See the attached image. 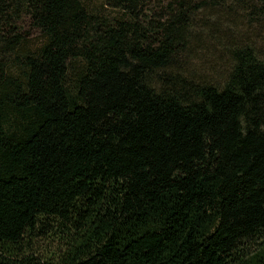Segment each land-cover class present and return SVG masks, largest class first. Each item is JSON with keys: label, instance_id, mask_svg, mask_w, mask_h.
<instances>
[{"label": "trees", "instance_id": "obj_1", "mask_svg": "<svg viewBox=\"0 0 264 264\" xmlns=\"http://www.w3.org/2000/svg\"><path fill=\"white\" fill-rule=\"evenodd\" d=\"M148 1L0 0V264H264V0Z\"/></svg>", "mask_w": 264, "mask_h": 264}, {"label": "rangeland", "instance_id": "obj_2", "mask_svg": "<svg viewBox=\"0 0 264 264\" xmlns=\"http://www.w3.org/2000/svg\"><path fill=\"white\" fill-rule=\"evenodd\" d=\"M84 3L92 9H101L102 5L104 4V0H83ZM167 3V0H149L146 3V7H145V11L147 12H155L156 8L161 9L162 7H164ZM158 4H160L158 6ZM238 9V8H237ZM241 10L236 11V15L239 18V26H242V28L244 29V27L249 23V22H245V16L240 12ZM105 13L107 15H116L115 12L109 11V10H105ZM200 14V13H198ZM252 21V20H251ZM23 30L26 33V37H27V41L29 45H34L37 44L39 42V36L36 33V31L31 28V26L27 23H24L23 25ZM248 42L253 43L255 45L258 46V49L261 53H264V31H259V32H254V33H250V36H248ZM198 72L200 74V76L204 79H212L213 76L211 74L210 71H208L205 67H202V65L198 64ZM50 245H52L51 243H49L48 241L44 240V241H38L37 242V249L39 251H47L50 247Z\"/></svg>", "mask_w": 264, "mask_h": 264}]
</instances>
